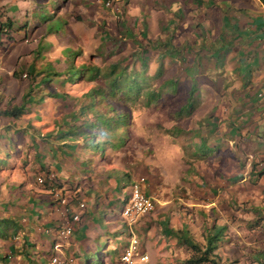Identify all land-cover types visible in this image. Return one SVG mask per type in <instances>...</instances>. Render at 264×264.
Segmentation results:
<instances>
[{
    "label": "crops",
    "instance_id": "crops-1",
    "mask_svg": "<svg viewBox=\"0 0 264 264\" xmlns=\"http://www.w3.org/2000/svg\"><path fill=\"white\" fill-rule=\"evenodd\" d=\"M9 1L6 19L12 22L10 26L14 28V36L8 39H23L26 43V27L20 25H25L42 6L45 10L49 7L57 9L62 7L65 0H51L55 5H47V0ZM142 1L143 4L136 7L144 20H148V24L161 26L158 33V39L161 41L160 50L157 52L159 62L165 63V60L170 58L175 68H182L187 75L191 73L194 77L197 73L203 77V81L196 83L193 100L190 102L193 104V111L188 115L192 117L195 110H198L201 114L198 119L204 120V137L200 141L198 136L194 147L203 145L216 150L223 140V134L226 137L233 135L238 138L239 132L234 128V124L217 134L214 129L215 122L228 124L233 121L232 114L237 109L243 110L240 107L247 106V115L253 114L251 117L256 120L258 127L254 131L259 138L258 151H264V111L259 109L264 104H260L255 97L257 92L264 94V6L261 2ZM13 14L18 20L16 26L13 25ZM61 27L60 24L58 30L46 27V39L57 37L61 33ZM168 35L170 38L165 40L164 36ZM8 42L10 41L0 40V110L7 104H19L23 94L20 83L12 75L14 70H18L16 66L20 52L18 48L9 50V46H6ZM30 44L33 47L26 50L28 55L36 48V43L30 42L27 45ZM66 52L70 54L69 49ZM27 63L30 68L31 62L28 60ZM65 70L66 68H62L55 72L63 73ZM54 86L51 83H33L29 112L16 119L0 117L6 122L4 125L7 133L18 135L21 132L18 129L23 130L21 138L34 147L33 167L36 177L45 173L48 176L53 175L54 180L61 185L48 188L47 183H33L32 177L24 171L27 168L22 167L19 162L20 157L16 161L13 160L15 152L10 153L12 159L9 157L0 165V218H9L17 225L14 235L11 236V229L7 228V236L0 238V264H48L52 255L71 254L75 255V264H115L118 252L128 235V227L122 222L119 214L118 202H124L129 185L133 182L117 163L116 156L124 150V146L115 151L107 150L106 158L96 162L78 146L81 140H72L68 138L70 136L59 138L60 132L72 130L69 126L72 120L69 118V108L65 109L62 103H65L64 99L70 101L73 98L52 97L50 93L59 92L54 91ZM69 87L68 83L58 86L65 90H69ZM201 88L207 95L200 102H196V94H202ZM43 94L47 97L40 98ZM185 104L186 100L178 111L183 109L184 112ZM202 104L205 111L200 109ZM251 105L256 107L251 108ZM58 106L64 109L63 112L55 111ZM63 115L67 116L62 119ZM19 119L24 122L21 127L17 124ZM58 119H62L60 125L64 126L59 127ZM246 135L250 137L248 133ZM2 156L0 150V157ZM17 171L23 174L21 187L13 179ZM261 171H264V167ZM4 175L9 178L4 180ZM263 176L264 172L256 179ZM53 193H59V196L66 199L70 212L78 211L80 202L84 204L80 211V220L74 224L70 236L65 240H60L55 232L56 227L63 222V214L62 207L54 199ZM145 193L148 194V191ZM152 199L154 201V198ZM123 202H120L121 206ZM150 213L137 219L132 229L143 243L149 257L148 264H161L159 259H164L161 258L164 255L163 248L156 244L159 236L153 228L154 222L151 221ZM40 227L45 229L46 235L37 234L36 231H39ZM3 255H6V258L1 259ZM174 263L180 261L174 259Z\"/></svg>",
    "mask_w": 264,
    "mask_h": 264
},
{
    "label": "rangeland",
    "instance_id": "rangeland-1",
    "mask_svg": "<svg viewBox=\"0 0 264 264\" xmlns=\"http://www.w3.org/2000/svg\"><path fill=\"white\" fill-rule=\"evenodd\" d=\"M106 1L109 2L107 6ZM9 2L0 0V24L3 23L0 25V40L10 41L6 43L9 50L19 49L15 77L23 93L28 91L31 83L45 82L44 74L47 68L55 71L68 68L69 65L82 69L89 66L101 68L109 64H125L126 68L132 67L135 70L146 68L149 74H153L156 68L161 66L162 76L156 85L164 79H177L176 89L167 97H161L157 106H137L132 111L124 150L116 156L117 163L132 181L143 178L144 191H148V195L151 194L154 198V208L149 215L154 217L150 218L154 222L155 233L159 236L156 244L163 248L164 255L161 258L164 259H159L161 264H181L189 255L177 244L171 231L186 229L194 242L203 244L202 225H210L213 222L226 227L224 241L216 251L220 261L255 264V253H264V176L251 181L248 172L253 164L256 175L263 169L264 151H258L259 138L254 132L258 127L256 120L251 117L253 114L247 115V106H241L243 110L237 109L232 114L233 121L228 124L215 122L214 129L217 134L234 124V128L239 132L238 138L233 135L226 137L223 134V140L216 150H211L203 156L192 155L197 137L199 136L200 141L204 137V120L198 119L200 112L195 110L192 117L173 118L186 100L192 74L187 75L182 68H175L170 58H167L165 63L159 62L157 52L160 50L161 41L158 39V33L161 26L148 24V20H144L136 7L143 4L142 0H65L58 10L51 7L45 10L42 6L35 12L36 15L25 23L28 38L26 43L23 39H8L14 36V28L10 26L12 22L6 19ZM47 5L55 3L47 0ZM13 19V25L16 26L18 20L14 14ZM59 24L62 25L61 33L47 40L46 27L58 30ZM169 38V35L164 36L165 40ZM30 42L36 43V48L28 55L26 50L33 47L32 44L27 45ZM68 49L69 55L66 52ZM28 60L31 62L30 68L27 67ZM72 71L73 69L70 73ZM75 73L70 75L71 79H75ZM196 75L192 76L195 84L203 81L202 75ZM49 78L52 85L58 84L56 74ZM79 81L71 82L69 90L52 87L54 91H63L62 94L67 91V99L74 98L70 101L64 99L65 103H62L65 109L69 108L68 112L78 111L83 99L82 92L93 86L84 76ZM201 91L199 96L196 94V102H200L207 95L203 88ZM44 97L47 95L43 94L40 98ZM201 106L200 109L204 110V105ZM255 107L251 105V108ZM259 109L264 111V106ZM63 110L61 106L55 107L57 112ZM65 116L67 115L61 118L64 119ZM2 119L0 125L5 126L6 122ZM61 120L58 119L59 124ZM17 124L21 127L24 122L19 119ZM172 127L180 128L183 133L169 135ZM18 131H21L18 135H2L0 150L12 154L15 152L13 160L16 161L20 157L22 167L27 168L25 173L32 177L33 183L40 185L42 183H37L33 167L34 147L21 138L23 130ZM246 133L250 137H247ZM262 146L264 147V141ZM94 160L97 162V159ZM3 178L6 180L9 177L4 175ZM13 179L19 183V187L23 185L21 171L15 172ZM120 202L119 211L122 208ZM38 230V235L45 233L42 227ZM174 259H178L180 263H174Z\"/></svg>",
    "mask_w": 264,
    "mask_h": 264
},
{
    "label": "trees",
    "instance_id": "trees-1",
    "mask_svg": "<svg viewBox=\"0 0 264 264\" xmlns=\"http://www.w3.org/2000/svg\"><path fill=\"white\" fill-rule=\"evenodd\" d=\"M259 1L264 6V0ZM7 24L9 25V23ZM0 25H3V23ZM22 25L25 26L21 24L20 27ZM71 69H73L72 73H70ZM46 71L44 75H46L45 82L47 81V83H50L49 76L55 74L58 76L59 82L55 86L64 85L65 83L71 84L75 80L80 82L79 80L82 76L85 77L86 81L93 83V86H90L81 94L83 99L80 102L78 111L70 112L69 114L70 120L72 119L69 126L72 130L60 132L58 137L70 136L68 138L72 140L80 138L81 142L78 143V146L85 151V154H90L91 159H97L98 161L106 158L107 154L105 152L107 150L115 151L124 146L126 141L125 131L131 124L132 111L137 106H157L160 98L167 97L168 94L176 89L177 85V79L175 78L164 79L156 85V82L162 76L161 66H158L153 74L147 73L146 68H140L139 70H135L132 67L126 68L125 64L123 66L109 64L101 68L89 66L82 69H75L72 65H69L63 73L51 71L50 68H47ZM73 72H76L74 74L76 75L75 79H71ZM12 75L15 77V70ZM32 84H30L28 91L21 95L19 104H7L0 110V117L16 119L29 112ZM195 88V81L191 77L186 96L185 110L184 112H182L183 109L175 112L174 119L191 114L193 104L190 102L193 100L192 96L194 95ZM50 95L52 97H66V93H54ZM88 115L90 118H87ZM61 126L64 125L59 124V127ZM7 132L8 130L5 126H1L0 135ZM168 133L172 135L173 133L183 132L178 127H172ZM211 150L214 149L202 145L199 148H193L192 155L203 156ZM2 155L0 157V165L11 157L10 153L6 151H2ZM254 172L255 164L252 165L248 172L251 181H255L263 171H259L257 175ZM39 177L42 178L43 184L47 183L48 188H53L56 185L61 187L54 180L53 175L48 176L45 173V175ZM7 228L11 229L10 235L12 236L17 230V225L9 218H0V238L7 236L5 232ZM225 229L224 225H217L215 222L210 225L203 223L201 231L203 244L194 242L186 229L182 228L178 232H175L174 236L177 243L181 244L189 254L188 257L181 261V264H233L232 260L221 262L220 258L216 255L217 249L224 241ZM4 258H6V255L1 256V259ZM254 261L255 264H264V253L257 251L254 255Z\"/></svg>",
    "mask_w": 264,
    "mask_h": 264
},
{
    "label": "built area",
    "instance_id": "built-area-1",
    "mask_svg": "<svg viewBox=\"0 0 264 264\" xmlns=\"http://www.w3.org/2000/svg\"><path fill=\"white\" fill-rule=\"evenodd\" d=\"M108 4L109 2L106 1L105 5L107 6ZM23 76L25 75L23 74ZM255 97L260 104H264L263 92H257ZM36 181L43 184L41 177H37ZM143 181V178H138L129 185L128 194L120 210L123 223L128 227V235L125 244L118 252L115 264H148L149 262L148 254L143 248L140 237L132 229L137 219L150 213L154 206L151 196L144 192ZM53 195L56 202L61 205L63 214V222L56 227L55 232L60 240H65L70 236L74 224L80 220V211L84 208V204L80 202L78 204V211L70 212L66 199L59 196V193H53ZM75 263V255L73 254L70 256L52 255L48 259V264Z\"/></svg>",
    "mask_w": 264,
    "mask_h": 264
}]
</instances>
